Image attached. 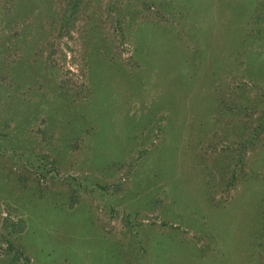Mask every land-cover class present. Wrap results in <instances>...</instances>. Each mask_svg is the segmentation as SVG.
<instances>
[{
  "label": "rangeland",
  "instance_id": "rangeland-1",
  "mask_svg": "<svg viewBox=\"0 0 264 264\" xmlns=\"http://www.w3.org/2000/svg\"><path fill=\"white\" fill-rule=\"evenodd\" d=\"M0 264H264V0H0Z\"/></svg>",
  "mask_w": 264,
  "mask_h": 264
}]
</instances>
